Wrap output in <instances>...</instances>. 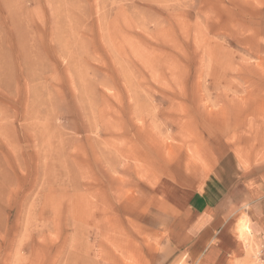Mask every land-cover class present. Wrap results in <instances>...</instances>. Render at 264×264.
<instances>
[{"label":"rangeland","instance_id":"obj_1","mask_svg":"<svg viewBox=\"0 0 264 264\" xmlns=\"http://www.w3.org/2000/svg\"><path fill=\"white\" fill-rule=\"evenodd\" d=\"M226 150L264 167V0H0V264H154Z\"/></svg>","mask_w":264,"mask_h":264},{"label":"crops","instance_id":"obj_2","mask_svg":"<svg viewBox=\"0 0 264 264\" xmlns=\"http://www.w3.org/2000/svg\"><path fill=\"white\" fill-rule=\"evenodd\" d=\"M247 164L234 150L216 158L188 192L184 209L168 212L154 264H174L184 249L198 255L201 247L207 249L205 264H230L241 246L237 224L246 213L264 238V167Z\"/></svg>","mask_w":264,"mask_h":264},{"label":"clouds","instance_id":"obj_3","mask_svg":"<svg viewBox=\"0 0 264 264\" xmlns=\"http://www.w3.org/2000/svg\"><path fill=\"white\" fill-rule=\"evenodd\" d=\"M240 232L242 234L241 238H243V234L246 232H249L250 229L248 228L247 221L246 220H241L240 221Z\"/></svg>","mask_w":264,"mask_h":264},{"label":"bare ground","instance_id":"obj_4","mask_svg":"<svg viewBox=\"0 0 264 264\" xmlns=\"http://www.w3.org/2000/svg\"><path fill=\"white\" fill-rule=\"evenodd\" d=\"M15 1V0H14ZM20 1V0H19ZM16 3V2H15ZM18 3V2H17ZM7 4V3H6ZM8 16V15H7Z\"/></svg>","mask_w":264,"mask_h":264}]
</instances>
